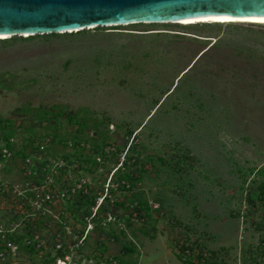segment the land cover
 Segmentation results:
<instances>
[{"label": "rangeland", "instance_id": "obj_1", "mask_svg": "<svg viewBox=\"0 0 264 264\" xmlns=\"http://www.w3.org/2000/svg\"><path fill=\"white\" fill-rule=\"evenodd\" d=\"M3 146L0 264H264V23L0 39Z\"/></svg>", "mask_w": 264, "mask_h": 264}, {"label": "water", "instance_id": "obj_2", "mask_svg": "<svg viewBox=\"0 0 264 264\" xmlns=\"http://www.w3.org/2000/svg\"><path fill=\"white\" fill-rule=\"evenodd\" d=\"M217 17L264 20V0H0V39Z\"/></svg>", "mask_w": 264, "mask_h": 264}, {"label": "bare ground", "instance_id": "obj_3", "mask_svg": "<svg viewBox=\"0 0 264 264\" xmlns=\"http://www.w3.org/2000/svg\"><path fill=\"white\" fill-rule=\"evenodd\" d=\"M163 22H177V23H193V22H222V23L223 22H254V23H264V20L251 19V18H241V17H217V18L178 19V20L163 21ZM118 25H126V24H118ZM107 26H111V25H107ZM113 26H115V25H113ZM57 33H64V32L58 31ZM22 36H24V35H22Z\"/></svg>", "mask_w": 264, "mask_h": 264}, {"label": "built area", "instance_id": "obj_4", "mask_svg": "<svg viewBox=\"0 0 264 264\" xmlns=\"http://www.w3.org/2000/svg\"><path fill=\"white\" fill-rule=\"evenodd\" d=\"M45 141H47V138L45 139ZM43 144H41L39 147L42 149L43 148ZM0 157L3 159V160H9L10 158H12V151H11V149L9 148V147H7V146H3V147H1V149H0ZM23 160H24V164H26L27 165V163H31L30 162V157H29V155H26L24 158H23ZM25 169L26 170H29V168L27 167V166H25ZM1 229H0V236L1 237H3V235L4 234H1ZM8 246H9V248L11 249L12 248V245H10V244H7ZM13 247H15V246H13ZM12 250V249H11ZM199 254H201V252L199 253ZM0 257L1 258H3V251H0ZM57 259H60L59 257L58 258H56V260Z\"/></svg>", "mask_w": 264, "mask_h": 264}, {"label": "trees", "instance_id": "obj_5", "mask_svg": "<svg viewBox=\"0 0 264 264\" xmlns=\"http://www.w3.org/2000/svg\"><path fill=\"white\" fill-rule=\"evenodd\" d=\"M201 252V248H198V253H200ZM197 256H200V255H197Z\"/></svg>", "mask_w": 264, "mask_h": 264}]
</instances>
